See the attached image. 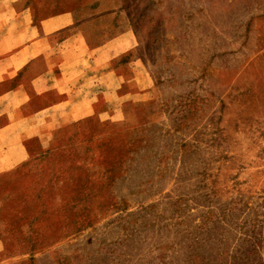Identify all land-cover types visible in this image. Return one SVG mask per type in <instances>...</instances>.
Segmentation results:
<instances>
[{
    "label": "rangeland",
    "instance_id": "rangeland-1",
    "mask_svg": "<svg viewBox=\"0 0 264 264\" xmlns=\"http://www.w3.org/2000/svg\"><path fill=\"white\" fill-rule=\"evenodd\" d=\"M0 264H264V0H0Z\"/></svg>",
    "mask_w": 264,
    "mask_h": 264
},
{
    "label": "crops",
    "instance_id": "crops-1",
    "mask_svg": "<svg viewBox=\"0 0 264 264\" xmlns=\"http://www.w3.org/2000/svg\"><path fill=\"white\" fill-rule=\"evenodd\" d=\"M69 19H68V16L66 14H61V15H57L54 17L45 18L41 22V26L43 29L42 31H44V33H45V32H49V31L58 30L64 26L68 25L69 23H71V19L70 20ZM7 163H9V162H7ZM5 167H7V166H1V168H5Z\"/></svg>",
    "mask_w": 264,
    "mask_h": 264
}]
</instances>
